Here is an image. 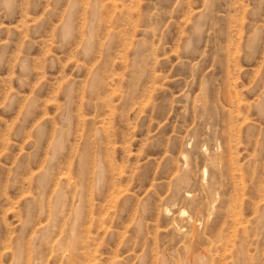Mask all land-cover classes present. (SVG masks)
Segmentation results:
<instances>
[{
    "label": "rangeland",
    "instance_id": "374dc122",
    "mask_svg": "<svg viewBox=\"0 0 264 264\" xmlns=\"http://www.w3.org/2000/svg\"><path fill=\"white\" fill-rule=\"evenodd\" d=\"M0 264H264V0H0Z\"/></svg>",
    "mask_w": 264,
    "mask_h": 264
},
{
    "label": "bare ground",
    "instance_id": "6f19581e",
    "mask_svg": "<svg viewBox=\"0 0 264 264\" xmlns=\"http://www.w3.org/2000/svg\"><path fill=\"white\" fill-rule=\"evenodd\" d=\"M94 9H95V8H94ZM215 151H216V150H215ZM208 153H209V152H208ZM214 154H215V153H214ZM208 158H209V160H208V164H209V165H212V166H214V167H217V166H218L219 162H217V161L215 160L216 157H215V158H210V157H208ZM183 168H184V167H183ZM204 172H205V175H206V169H205ZM205 175H204V176H205ZM205 177H206V176H205ZM186 178H187V177H186ZM203 179H204V178H203ZM179 181H180V180H179ZM179 181H178V182H179ZM181 181H182V180H181ZM180 184H181V183H180ZM210 184H211V183H210ZM205 186H206V185H205ZM211 186H212V185H211ZM209 188H210V187H209ZM191 195H192V194H190V193H188V192H185V196L188 197L189 199H191ZM192 197H193V196H192ZM193 198H194V197H193ZM214 198H215V197H214ZM214 200H215V199H214ZM197 207H198V206H197ZM183 210H184V209H183ZM184 211H185V210H184ZM185 215H186V214H185ZM181 217H182V216H181ZM188 220H189V219H188ZM185 223H186V221H185ZM197 223H199V222H197ZM189 224H190V223H189ZM194 225H195L194 223L191 224L192 227H191V232H190V233H192V236L194 235L193 238L195 239V238H196L195 235H199V233H198L199 231L197 232V231L195 230V226H194ZM173 226H174V225H173ZM173 226H172V227H173ZM210 226L212 227V228L210 227V231L213 230V227H214V228H217V227H215V225H213V226L210 225ZM216 226H217V225H216ZM206 228H207V227H206ZM174 229H176L177 232H181V233L185 230V229L183 228L182 225L175 226ZM206 230H207V229H206ZM212 232H213V231H212ZM185 233H187V231H186ZM185 233H184V234H185ZM188 235H189V234H188ZM200 235H201V233H200ZM190 237H191V236H190ZM199 237H200V236H199ZM192 240H193V239H192ZM192 240H189V241L191 242ZM193 241H194V240H193Z\"/></svg>",
    "mask_w": 264,
    "mask_h": 264
}]
</instances>
